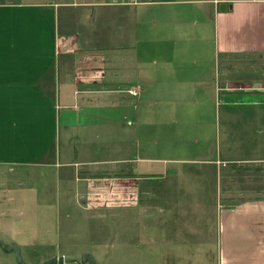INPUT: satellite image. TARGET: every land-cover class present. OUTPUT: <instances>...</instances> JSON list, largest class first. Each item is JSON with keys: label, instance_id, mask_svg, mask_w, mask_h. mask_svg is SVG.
Instances as JSON below:
<instances>
[{"label": "crops", "instance_id": "0c3cea01", "mask_svg": "<svg viewBox=\"0 0 264 264\" xmlns=\"http://www.w3.org/2000/svg\"><path fill=\"white\" fill-rule=\"evenodd\" d=\"M262 105L264 0L0 2V166L48 168L54 199L98 214L176 215L191 193L186 233L136 227L146 264H264V198L224 205L205 176L168 173L221 166L224 117L254 134Z\"/></svg>", "mask_w": 264, "mask_h": 264}, {"label": "rangeland", "instance_id": "374dc122", "mask_svg": "<svg viewBox=\"0 0 264 264\" xmlns=\"http://www.w3.org/2000/svg\"><path fill=\"white\" fill-rule=\"evenodd\" d=\"M4 1L19 0H0ZM249 122L251 126H258L256 133H249L242 127L240 119L235 121L229 115L224 117L222 146L225 163L221 166L185 164L177 170H168V173L179 171L189 176H205L208 180L205 191L209 195L205 199L210 198L211 201L216 191L218 202L222 201L224 205L264 198V117L250 119ZM23 170L0 166V203H3L0 204V226L8 235L9 243H6L19 246L22 259L27 264H44L51 258L64 260L56 264H88L81 261L86 252L95 255L97 264H146L144 244L147 237L144 230L136 229L138 224L145 227L146 219H149L155 226L164 222V226L171 227L173 233L176 230L186 233L184 229L188 231V226L194 227L197 223V220L186 219L184 215L193 203L191 193L186 194V204L177 207L179 214L176 215H155L151 211L119 214L111 208L98 214L87 209L92 200L68 198L60 202L54 199L55 184L50 182L48 168L41 173L34 167ZM220 190L224 194L221 198ZM144 202L142 206H145ZM153 202L156 210L164 205L160 198ZM205 205L204 221L198 223V228L204 229L201 231L204 234L202 239L210 241L215 239V213L210 202ZM155 230V235L161 234L159 228ZM119 249L123 254L120 262H116L115 253ZM2 250L0 264H19L16 251ZM129 256H133L131 261Z\"/></svg>", "mask_w": 264, "mask_h": 264}, {"label": "water", "instance_id": "95a60500", "mask_svg": "<svg viewBox=\"0 0 264 264\" xmlns=\"http://www.w3.org/2000/svg\"><path fill=\"white\" fill-rule=\"evenodd\" d=\"M0 245L6 250V251H16L17 253V259H18V263L19 264H27L23 261L22 259V255H21V249L19 246L16 245H8L7 243L0 241ZM82 263H88V264H97V260L95 258V256L90 253V252H86L82 255V259H81ZM63 263L64 260L62 258L58 259V258H51L49 260H47L44 264H56V263Z\"/></svg>", "mask_w": 264, "mask_h": 264}, {"label": "built area", "instance_id": "2783aa9c", "mask_svg": "<svg viewBox=\"0 0 264 264\" xmlns=\"http://www.w3.org/2000/svg\"><path fill=\"white\" fill-rule=\"evenodd\" d=\"M129 92H130L132 95L136 96V95L139 94V89H138L137 87H133V88H131V89L129 90Z\"/></svg>", "mask_w": 264, "mask_h": 264}]
</instances>
